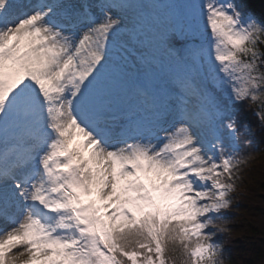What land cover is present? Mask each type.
Returning a JSON list of instances; mask_svg holds the SVG:
<instances>
[{"label": "snow or ice", "instance_id": "obj_1", "mask_svg": "<svg viewBox=\"0 0 264 264\" xmlns=\"http://www.w3.org/2000/svg\"><path fill=\"white\" fill-rule=\"evenodd\" d=\"M244 103L264 131L243 0H0V264H233Z\"/></svg>", "mask_w": 264, "mask_h": 264}, {"label": "trees", "instance_id": "obj_2", "mask_svg": "<svg viewBox=\"0 0 264 264\" xmlns=\"http://www.w3.org/2000/svg\"><path fill=\"white\" fill-rule=\"evenodd\" d=\"M249 10L260 14L264 0H243ZM240 123L253 130L252 147L260 152L251 167L245 171L238 200L225 213L231 236L218 234L216 240L225 245V255L233 264H262L264 261V131L256 116V109L247 103L239 105ZM243 147V141H241ZM238 239V240H237Z\"/></svg>", "mask_w": 264, "mask_h": 264}, {"label": "rangeland", "instance_id": "obj_3", "mask_svg": "<svg viewBox=\"0 0 264 264\" xmlns=\"http://www.w3.org/2000/svg\"><path fill=\"white\" fill-rule=\"evenodd\" d=\"M251 11H253V10H251ZM253 12H255V11H253ZM257 15H259L258 13H256ZM238 193H239V191L235 194V200H234V204L237 202V200H238ZM233 204V205H234ZM238 240V239H237ZM223 247H225V245H223Z\"/></svg>", "mask_w": 264, "mask_h": 264}]
</instances>
